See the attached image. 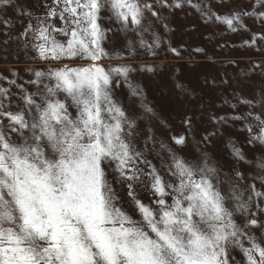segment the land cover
<instances>
[{"label":"snow or ice","instance_id":"1","mask_svg":"<svg viewBox=\"0 0 264 264\" xmlns=\"http://www.w3.org/2000/svg\"><path fill=\"white\" fill-rule=\"evenodd\" d=\"M11 3L0 0V6ZM154 4L166 0H41L44 11L35 24L31 9H14L28 17L21 34L34 33L40 59L89 63L36 71L28 82L35 91L18 85L19 103L16 94L0 87V264H264V221L252 211L264 214V206L251 203L264 192L242 183L239 170L224 176L204 150L187 159L149 135L152 146L167 153L166 179L137 147L135 111L115 94L123 83L130 96L141 98L144 113H153L131 78L136 69L101 63L112 58L104 47L111 29L101 21L115 20L124 31H147L145 14L158 15ZM256 5L264 9V0H254L251 6ZM259 9L216 19L236 31L235 22L246 27L243 16L264 18ZM140 44L146 46L144 40ZM238 99L250 111L212 115L219 126L204 142L211 143L230 120H243L247 143L264 146V89L258 99ZM183 123L192 128L191 118ZM171 139L187 145L183 134ZM227 146L238 163L247 161L231 139ZM257 167L264 184V157ZM144 180L154 197L150 203L136 192L134 182ZM120 188H126V197Z\"/></svg>","mask_w":264,"mask_h":264},{"label":"rangeland","instance_id":"2","mask_svg":"<svg viewBox=\"0 0 264 264\" xmlns=\"http://www.w3.org/2000/svg\"><path fill=\"white\" fill-rule=\"evenodd\" d=\"M148 2L153 3V0ZM40 3L41 0H12L11 4L0 6V87L16 94L17 103L21 94L18 85H23L29 92L35 91L36 85L28 82L35 79L36 71L47 72L65 64L80 66L89 63L82 59L57 61L39 58L33 47L38 43L34 33L21 34L28 17L14 9L17 5L31 9L32 23L35 24V18L44 11ZM177 3L179 7L174 6ZM253 3L254 0H166V4H154L152 10L157 16L145 14L147 31H124L115 20L105 18L101 21L105 28L111 29L104 47L112 56L104 58L101 63L104 66L130 64L136 69L131 78L143 90L142 99L153 109V113L145 114L141 98L130 96L123 83L115 87V94L127 108L135 111L137 147L144 150L147 159L166 179L168 175L164 171V162L167 153L153 147L147 139L149 135L187 159L199 156L200 150H204L209 164L217 167L224 176L239 170L245 175L242 183L255 185L257 190L264 192V184L257 176L262 171L257 162L264 157V146L258 142L247 143L249 133L244 127L245 121L230 120L217 135L211 137V143L203 140L206 133L219 126L211 120L212 115L246 113L250 109L240 103L238 97L251 99L256 96L258 99L261 89H264V18L243 16L242 23L246 27L235 22L236 31L216 19V16L231 15L234 11L255 13L259 5L253 8ZM104 15L107 17L108 14ZM54 22L60 26L58 19ZM254 35L255 42L252 43ZM141 40L146 46H151L150 51L148 47L141 46ZM130 49L133 50L131 53ZM145 66L151 71L144 70ZM13 80L15 85L11 83ZM232 104L236 105L235 109ZM15 107L12 105V110ZM258 108L259 105H256ZM252 111L257 114L255 109ZM185 118H191V129L183 123ZM255 130L258 131V127ZM180 134L186 136V146L173 143L171 138ZM230 139L242 148L246 162L238 163L231 155L227 146ZM145 171L148 169L145 168ZM134 183L139 198L150 203L154 197L147 180ZM222 187L227 188V185ZM120 191L126 197V188H120ZM250 192L251 187H248L246 195ZM251 203L264 206V198L253 197ZM252 211L264 221V214L255 207ZM255 234L260 235L258 230ZM233 255L242 260L238 251Z\"/></svg>","mask_w":264,"mask_h":264}]
</instances>
